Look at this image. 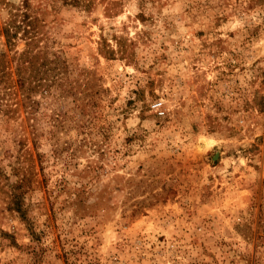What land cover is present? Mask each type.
I'll return each mask as SVG.
<instances>
[{
  "label": "rangeland",
  "instance_id": "374dc122",
  "mask_svg": "<svg viewBox=\"0 0 264 264\" xmlns=\"http://www.w3.org/2000/svg\"><path fill=\"white\" fill-rule=\"evenodd\" d=\"M21 2L0 0V264H264V0H29L30 100L2 35Z\"/></svg>",
  "mask_w": 264,
  "mask_h": 264
},
{
  "label": "trees",
  "instance_id": "16d2710c",
  "mask_svg": "<svg viewBox=\"0 0 264 264\" xmlns=\"http://www.w3.org/2000/svg\"><path fill=\"white\" fill-rule=\"evenodd\" d=\"M38 18L31 14L29 0H22L21 6L11 12L10 19L5 23L2 35L8 45H14L17 39H24L26 49L20 53L16 63L15 74L18 77L19 89L28 100L30 95L40 88L42 75L45 73L44 62L36 64V59L41 55L38 48L40 40L37 27ZM4 72L0 69V80ZM7 88L11 84L7 81ZM12 93H14L12 91Z\"/></svg>",
  "mask_w": 264,
  "mask_h": 264
},
{
  "label": "built area",
  "instance_id": "2783aa9c",
  "mask_svg": "<svg viewBox=\"0 0 264 264\" xmlns=\"http://www.w3.org/2000/svg\"><path fill=\"white\" fill-rule=\"evenodd\" d=\"M153 108H155V110L159 113V114H163V111H161V103H154L153 104Z\"/></svg>",
  "mask_w": 264,
  "mask_h": 264
}]
</instances>
